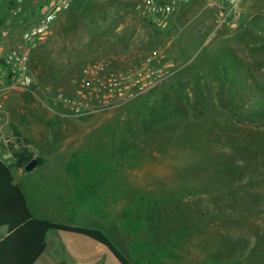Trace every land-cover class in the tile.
<instances>
[{"label":"rangeland","instance_id":"1","mask_svg":"<svg viewBox=\"0 0 264 264\" xmlns=\"http://www.w3.org/2000/svg\"><path fill=\"white\" fill-rule=\"evenodd\" d=\"M45 1L0 0V50L21 46ZM135 2L74 0L58 14L30 53L32 88L0 92V161L18 147L11 125L32 128L46 167L13 171L31 212L102 230L133 264H264V0L234 14L193 0L164 31ZM152 52L184 77L178 93L92 96L82 117L58 101L78 96L88 64L124 70ZM38 245L26 264H119L82 235L47 230Z\"/></svg>","mask_w":264,"mask_h":264},{"label":"built area","instance_id":"2","mask_svg":"<svg viewBox=\"0 0 264 264\" xmlns=\"http://www.w3.org/2000/svg\"><path fill=\"white\" fill-rule=\"evenodd\" d=\"M73 0H46L39 9L38 20L22 34V44L18 49L7 52L0 50V92L26 90L33 86L29 72L31 51L44 43L51 33L58 14L69 10ZM193 0H136L134 10L152 28L164 31L172 26L179 12ZM211 5H220L225 12L234 14L243 0H208ZM174 72V64L162 53L152 52L137 66L118 70L111 61L90 63L82 70L78 96L66 99L58 96V101L67 114L75 117L85 115L83 102L92 96L105 100L118 98L126 102L166 81ZM108 96V97H107Z\"/></svg>","mask_w":264,"mask_h":264},{"label":"trees","instance_id":"3","mask_svg":"<svg viewBox=\"0 0 264 264\" xmlns=\"http://www.w3.org/2000/svg\"><path fill=\"white\" fill-rule=\"evenodd\" d=\"M224 68L226 67L224 66ZM180 77L181 74H174L153 90L151 89L150 93H157L153 95L155 98H161V96H165L170 92H175V94L178 93L180 85L185 81L184 77ZM143 105L144 99L142 100L141 98H139L138 103L134 104L136 108H140ZM167 106L168 100L163 101L161 105V117L163 119L169 115H164L167 111ZM176 114L179 118H182V116L184 117L179 110H177ZM12 130L18 144L16 149H12L13 163L8 164L4 161H0V198L9 194L10 197H7L4 200H11L9 201L10 204L6 205L7 201L5 202L0 199V264H24L22 258L23 246L27 233L34 229L68 232L88 237L104 246L119 264H133L123 255L116 244L113 243V241L100 229L56 223L35 217L27 204L23 191L21 188L19 189L15 186L13 171H24L25 166L33 158H36L38 166H42L44 159L42 156H34L33 151L30 149L32 145L31 142L22 138L20 131L15 125H12ZM75 154L76 153L72 155L69 166L72 165V158L74 159ZM136 264H139V262H136Z\"/></svg>","mask_w":264,"mask_h":264},{"label":"crops","instance_id":"4","mask_svg":"<svg viewBox=\"0 0 264 264\" xmlns=\"http://www.w3.org/2000/svg\"><path fill=\"white\" fill-rule=\"evenodd\" d=\"M70 9L71 8H69V10ZM38 47H39V45L37 46V48ZM2 50H3V48H2ZM5 51H8V49H5ZM8 119H9L8 118V111L6 110L4 112V115H2V117L0 116V130L2 128H4V125H6V123L8 122ZM12 125H15L17 127V125L14 124V123ZM12 125H11V128H12ZM17 129L20 131L21 136H22V134H24V132L22 131V129H20L18 127H17ZM27 131H28V134L26 136L23 135L22 138H25V139H27V140H29L31 142L30 139H32V137H37L36 136V133L32 130V128H29V130H27ZM262 134H264V133H262ZM259 148L264 149V146H260ZM38 167H46V166L45 165H42V166H38ZM16 171H18L20 174L25 172V171H22V170H16ZM14 183H15V181H14ZM7 197L9 198L10 195L9 194L4 195L0 199H2V201H5L6 202L7 200H4V199H6ZM25 197H26V195H25ZM26 200H27V197H26ZM9 201H11V200H9ZM9 201L6 202L7 203L6 205H9L10 204ZM27 204H28V202H27ZM42 231H44V232H42ZM46 232H47L46 229H34V230L29 231L27 233L26 240H25V243H24V246H23V251H22V258H23L24 264H26L25 263V258H24L25 257V251L27 250L29 256L34 255L35 252L38 253V250H40L42 248V245H38V242L41 240V233H46ZM30 236H31V238H30ZM26 245H27V248H26ZM33 258H34V256H33ZM37 258H38V255H37Z\"/></svg>","mask_w":264,"mask_h":264},{"label":"water","instance_id":"5","mask_svg":"<svg viewBox=\"0 0 264 264\" xmlns=\"http://www.w3.org/2000/svg\"><path fill=\"white\" fill-rule=\"evenodd\" d=\"M38 167L36 158H33L24 168V171L29 173Z\"/></svg>","mask_w":264,"mask_h":264}]
</instances>
